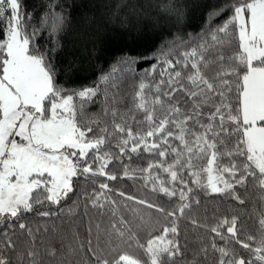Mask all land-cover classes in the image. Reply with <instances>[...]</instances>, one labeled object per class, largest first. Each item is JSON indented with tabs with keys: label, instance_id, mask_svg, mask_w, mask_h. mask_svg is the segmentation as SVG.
Returning a JSON list of instances; mask_svg holds the SVG:
<instances>
[{
	"label": "snow or ice",
	"instance_id": "snow-or-ice-1",
	"mask_svg": "<svg viewBox=\"0 0 264 264\" xmlns=\"http://www.w3.org/2000/svg\"><path fill=\"white\" fill-rule=\"evenodd\" d=\"M154 7L179 24L171 0ZM69 23L51 4L34 20L26 0H0V264H264V211L254 232L236 215L191 218L197 192L240 205L249 188L264 194V0H227L195 35L169 32L156 53L122 55L80 90L58 83L54 63ZM152 60L124 95L122 69ZM123 179L157 199L109 186ZM73 197L103 219L77 224L86 213L62 206ZM182 221L207 236L182 237Z\"/></svg>",
	"mask_w": 264,
	"mask_h": 264
},
{
	"label": "trees",
	"instance_id": "trees-1",
	"mask_svg": "<svg viewBox=\"0 0 264 264\" xmlns=\"http://www.w3.org/2000/svg\"><path fill=\"white\" fill-rule=\"evenodd\" d=\"M159 2L160 0H26V7L28 12L33 13L34 20L48 10L49 4L55 11H63L68 17L70 23L56 36L59 47L55 50L54 63L59 66L58 83L66 89L80 90L83 87L96 85L102 70L107 72L122 55L139 59L156 53L163 41L169 38V32L182 31L195 35L204 26L208 12L226 3L227 0H171L173 6H179L182 12L179 24L174 19L159 13L154 7ZM57 5L62 7H56ZM220 23H223V20ZM49 39L45 30L43 40L47 42ZM150 63L156 61L134 64L131 68L122 69L120 88L124 95L133 92L143 74L142 70L147 69ZM88 111L96 114L99 108L93 107ZM149 159V157L141 159L134 157L131 167H147ZM109 168L111 169L112 165H109ZM113 171L119 175V165ZM102 182H105L102 177L96 180V183ZM73 183L75 187L77 182L74 180ZM80 183L89 192L92 191L87 181L81 180ZM109 186L138 199H157L154 194L144 189L139 180L123 179L109 182ZM261 195L264 194L249 188L247 193H240L241 199L245 200V205H240L228 197L221 198L219 195L197 192L196 199L200 201V205L193 210L191 218L207 226L214 218L236 215L244 222L248 231L254 232L255 224L250 218L254 213L264 211V202L259 199ZM111 198L117 197L113 195ZM160 203L165 206H175L168 205L163 200ZM62 206L65 210L70 209L77 216L82 212L86 213L82 219L76 221L77 224L86 225L93 218L97 222L103 219L97 215L95 209L85 207L82 197L79 200L73 197V200L66 204L62 202ZM52 211H56V206H52ZM32 223L46 225L52 224L53 221L33 218ZM55 223L60 222L55 221ZM181 229L182 237H187L192 242L203 240L207 236V233L185 221L181 222ZM79 232L80 239L84 240L87 236L84 228L80 227Z\"/></svg>",
	"mask_w": 264,
	"mask_h": 264
}]
</instances>
